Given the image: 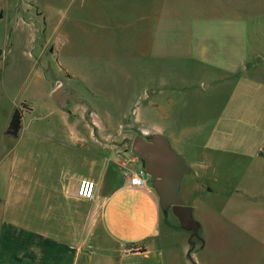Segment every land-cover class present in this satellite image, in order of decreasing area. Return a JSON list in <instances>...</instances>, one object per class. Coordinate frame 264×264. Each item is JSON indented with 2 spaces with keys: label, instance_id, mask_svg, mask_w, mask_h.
<instances>
[{
  "label": "rangeland",
  "instance_id": "374dc122",
  "mask_svg": "<svg viewBox=\"0 0 264 264\" xmlns=\"http://www.w3.org/2000/svg\"><path fill=\"white\" fill-rule=\"evenodd\" d=\"M59 83L90 102L94 125L82 104L55 105ZM17 108L22 129L95 128L101 147L162 134L199 178L180 194L205 243L187 256L188 241L163 240L166 255L263 263L264 0H0V132Z\"/></svg>",
  "mask_w": 264,
  "mask_h": 264
},
{
  "label": "crops",
  "instance_id": "0c3cea01",
  "mask_svg": "<svg viewBox=\"0 0 264 264\" xmlns=\"http://www.w3.org/2000/svg\"><path fill=\"white\" fill-rule=\"evenodd\" d=\"M11 116L0 132V264H181L173 248L166 255L163 240L186 242L190 233L160 209L151 181L130 185L127 151L100 145L107 132L20 128L12 137ZM63 120L68 125L69 114ZM254 157L264 161V136ZM83 180L94 183L92 199L77 195ZM194 240L203 249L199 229Z\"/></svg>",
  "mask_w": 264,
  "mask_h": 264
},
{
  "label": "water",
  "instance_id": "95a60500",
  "mask_svg": "<svg viewBox=\"0 0 264 264\" xmlns=\"http://www.w3.org/2000/svg\"><path fill=\"white\" fill-rule=\"evenodd\" d=\"M242 68L245 69L244 66ZM62 71L68 75L65 70L62 69ZM64 92L63 84L58 85L52 92L51 98L58 106H61L65 99H70L74 103L84 104L90 108V103L86 99L76 98L72 95L63 96ZM147 94L149 95V91ZM87 113L88 111L85 114L87 115ZM149 135L146 139L139 135L134 137L130 144V152L138 157L141 167L149 175L152 189L158 197L160 209L162 211L170 210L179 227L190 233L188 240L190 245L188 254H190L195 247L194 239L198 237L199 225L193 218L192 208L186 205L183 200L180 187L184 176L193 174L194 171L172 149L166 137L158 133Z\"/></svg>",
  "mask_w": 264,
  "mask_h": 264
},
{
  "label": "built area",
  "instance_id": "2783aa9c",
  "mask_svg": "<svg viewBox=\"0 0 264 264\" xmlns=\"http://www.w3.org/2000/svg\"><path fill=\"white\" fill-rule=\"evenodd\" d=\"M124 174L128 177L129 183L135 188H143L150 181L149 175L141 167L135 169H127ZM94 183L88 180H83L80 182L77 189V195L84 199H92L94 197Z\"/></svg>",
  "mask_w": 264,
  "mask_h": 264
},
{
  "label": "flooded vegetation",
  "instance_id": "af4514ba",
  "mask_svg": "<svg viewBox=\"0 0 264 264\" xmlns=\"http://www.w3.org/2000/svg\"><path fill=\"white\" fill-rule=\"evenodd\" d=\"M50 51H52V49L50 50ZM59 69V71L61 72V73H63V71H62V69L61 68H58ZM67 76V78H69L70 79V76L69 75H66ZM56 81L58 80V78L57 77H53ZM58 85H60V83L58 84ZM64 87H65V85H64ZM63 96H65V95H70V93H69V91H68V89L65 87V92L62 94ZM73 96V95H72ZM52 99V98H51ZM84 99V98H83ZM87 100V99H86ZM52 101L55 103V101L52 99ZM70 101H72V100H70V99H65L63 102H62V104H61V106H58L56 103H55V105H57V107H59L60 109H61V107H63L64 105H66V103L67 102H70ZM88 101V100H87ZM73 102V101H72ZM89 102V101H88ZM90 103V102H89ZM83 106H84V112H83V115H82V117L84 118V120L87 122V123H89V125H94V123L92 122V118L90 117V114L92 113V107H91V104H90V108H88V107H86L84 104H82ZM89 109V110H88ZM67 111V113L70 115V111L69 110H66ZM86 111H88V113H87V115L85 114L86 113ZM73 116H76V115H72V117ZM93 130H96L95 128H92ZM137 135H139V136H142L144 139H146V138H148L150 135L149 134H145L143 131H141V130H138L137 132H135V134H134V136L133 137H130V136H123L122 137V139L120 140V142L118 143V146H120V147H122V146H126V147H129L130 148V144L132 143V140L134 139V137H136ZM136 159H137V162L138 163H140V161H139V159H138V157H136ZM141 164V163H140Z\"/></svg>",
  "mask_w": 264,
  "mask_h": 264
},
{
  "label": "trees",
  "instance_id": "16d2710c",
  "mask_svg": "<svg viewBox=\"0 0 264 264\" xmlns=\"http://www.w3.org/2000/svg\"><path fill=\"white\" fill-rule=\"evenodd\" d=\"M21 121H22V112L20 109L17 108L14 110L11 116L9 125L6 129V134L12 137H17L21 128Z\"/></svg>",
  "mask_w": 264,
  "mask_h": 264
}]
</instances>
